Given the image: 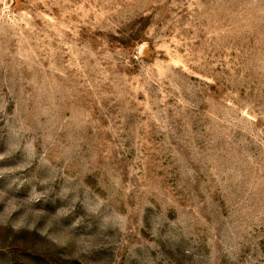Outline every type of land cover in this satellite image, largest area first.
<instances>
[{"label": "rangeland", "instance_id": "obj_1", "mask_svg": "<svg viewBox=\"0 0 264 264\" xmlns=\"http://www.w3.org/2000/svg\"><path fill=\"white\" fill-rule=\"evenodd\" d=\"M0 264H264V0H0Z\"/></svg>", "mask_w": 264, "mask_h": 264}]
</instances>
